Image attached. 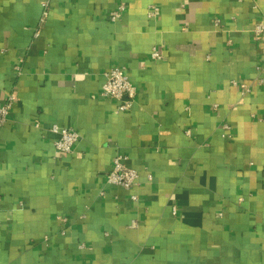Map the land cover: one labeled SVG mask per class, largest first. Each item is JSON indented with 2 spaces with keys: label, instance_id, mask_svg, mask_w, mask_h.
I'll use <instances>...</instances> for the list:
<instances>
[{
  "label": "crops",
  "instance_id": "1",
  "mask_svg": "<svg viewBox=\"0 0 264 264\" xmlns=\"http://www.w3.org/2000/svg\"><path fill=\"white\" fill-rule=\"evenodd\" d=\"M260 23L264 0H0V264H264ZM116 66L126 112L100 96Z\"/></svg>",
  "mask_w": 264,
  "mask_h": 264
},
{
  "label": "built area",
  "instance_id": "2",
  "mask_svg": "<svg viewBox=\"0 0 264 264\" xmlns=\"http://www.w3.org/2000/svg\"><path fill=\"white\" fill-rule=\"evenodd\" d=\"M125 11V6L121 5L110 13L109 18L112 21H117L122 18ZM159 11V7L154 6L150 10L149 16L155 17ZM255 35L258 38L264 37V23H260L256 26ZM152 58L155 60L162 59V55L156 48L153 51ZM18 70H20V68H18ZM104 77L105 83L100 92L101 98L111 99L117 102V110L119 112L129 111L138 97V88L131 80L127 68L120 66L112 67L105 72ZM234 84H236V82H234ZM15 101L16 95L14 93L9 94L5 101H0V128L7 123ZM225 128H228V126L225 125ZM50 131L56 136V139L53 142L55 150L57 153L61 154H70L81 138L77 131L59 125L51 126ZM187 134H190V131H188ZM126 161L127 157L123 155L114 158L112 169L106 175V182L108 185L118 186L125 190H132L137 186L139 173L136 169L128 167ZM148 178L149 180L153 179L151 175H149ZM101 195H105V192L102 191ZM131 199L132 201H138V196L133 194ZM173 213L174 215L177 214L176 208H174ZM60 220L63 224L69 223L68 218L63 217L60 218ZM1 224L2 222L0 219V226Z\"/></svg>",
  "mask_w": 264,
  "mask_h": 264
}]
</instances>
